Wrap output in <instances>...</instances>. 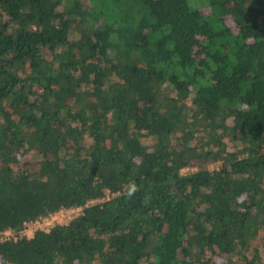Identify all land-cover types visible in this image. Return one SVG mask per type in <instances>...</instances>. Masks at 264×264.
I'll return each mask as SVG.
<instances>
[{"label": "trees", "instance_id": "16d2710c", "mask_svg": "<svg viewBox=\"0 0 264 264\" xmlns=\"http://www.w3.org/2000/svg\"><path fill=\"white\" fill-rule=\"evenodd\" d=\"M106 191L0 264H264V0H0V231Z\"/></svg>", "mask_w": 264, "mask_h": 264}, {"label": "built area", "instance_id": "2783aa9c", "mask_svg": "<svg viewBox=\"0 0 264 264\" xmlns=\"http://www.w3.org/2000/svg\"><path fill=\"white\" fill-rule=\"evenodd\" d=\"M182 171V170H181ZM183 173V172H182ZM114 193L105 192L104 196L91 199L84 206L60 207L56 211L46 216H39L28 221L19 230L6 228L0 231V243L8 241H16L19 239H32L36 232H48L55 225H65L73 218L77 217L81 211L90 205L99 204L104 200H108Z\"/></svg>", "mask_w": 264, "mask_h": 264}, {"label": "rangeland", "instance_id": "374dc122", "mask_svg": "<svg viewBox=\"0 0 264 264\" xmlns=\"http://www.w3.org/2000/svg\"><path fill=\"white\" fill-rule=\"evenodd\" d=\"M216 165H217V164H211V165H209V168H210V169H213L214 167H216ZM181 172L186 173L187 170L184 168V169H182ZM262 242H263V237H262V234H260V235H258L257 238H255V239H253V240L251 241V246H258V245H260ZM223 263H224L223 260H221V259H217L216 261H214L213 264H223Z\"/></svg>", "mask_w": 264, "mask_h": 264}]
</instances>
